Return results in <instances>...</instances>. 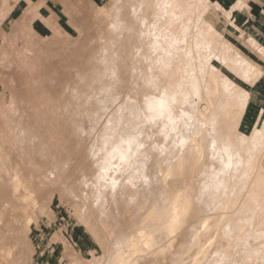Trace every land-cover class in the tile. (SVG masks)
Segmentation results:
<instances>
[{"label": "rangeland", "instance_id": "374dc122", "mask_svg": "<svg viewBox=\"0 0 264 264\" xmlns=\"http://www.w3.org/2000/svg\"><path fill=\"white\" fill-rule=\"evenodd\" d=\"M24 1L0 0V264H108L155 201L169 203L173 186L163 194L156 170L177 149L175 129L199 103L205 74L228 57L223 71L233 77L236 54L264 57L216 27L213 6L229 11L210 0H48L56 9L39 12ZM260 76L237 79L254 97L231 90L225 113L210 119L206 141L214 143L206 142L202 164L188 160L179 174L174 187L189 198L190 223L173 230V241L158 231L161 247L134 253L133 262L264 264V201L249 203L239 229L220 207L264 151V101L250 105ZM242 184L231 193L244 194ZM205 215L206 226L196 227Z\"/></svg>", "mask_w": 264, "mask_h": 264}, {"label": "bare ground", "instance_id": "6f19581e", "mask_svg": "<svg viewBox=\"0 0 264 264\" xmlns=\"http://www.w3.org/2000/svg\"><path fill=\"white\" fill-rule=\"evenodd\" d=\"M208 32L210 34L211 33V30L208 31ZM253 44L256 46L255 43H253ZM236 56H238V58L240 57V62H237L238 70L235 73H233L235 75L233 77H232V73L230 71H223V65H225V62H229L230 61V58H228V57L224 58L223 61H222L223 64L221 66H214V65H212V70H210L209 72H207L205 74V79H206L205 83H207L208 85L207 84L204 85V89L205 90H204V92H202L200 94V101H199V103H197L196 106H194L193 108H191V110H189L187 112V116H186L184 122L177 129H175L176 132L174 134V139L172 141H173V145L177 149H172V150H170L168 152V154L166 155L165 163H164L165 166L162 167V165L159 164L158 167H157V170H156L157 171V174L155 173L156 174L155 175L156 176V182L158 181L160 183L161 192L163 194L166 193L167 189L170 186H173L174 187V185L177 183L179 174L182 173L183 166H184L185 163L188 162V160H195V164L201 163L200 162V161H202L201 160V157L205 154V152H207V151H205L206 150V144H207L206 142H209L208 143L209 144L208 146H211L210 144L211 143L212 144L214 143L211 140H209V138H208L209 141H206L207 140V136L209 135V137H211V135H212V134L211 135L209 134L210 132L207 135V132L209 131L208 129L211 126L209 124L212 123V122L209 123L210 122V119L214 115H222L223 114L222 113V111H224V110H222L223 109V106H224V108L226 107L224 104H230L229 102H227V100H230L229 98H230V94H231L230 92H231V90H234V91H236L238 93L239 99H241L242 97L243 98H245V97H254L253 90L246 89L244 87V85H240L237 79L242 80L245 84H252L255 79L259 78V76L261 74H263V70H264L263 63L260 62L259 60H255V59H253L251 57H246V55H244V54L243 55L242 54H238V55L236 54ZM260 77H262V76H260ZM220 100H223V102H221ZM165 104H166V100H160L159 106L162 107V110H163V107L165 108ZM219 107H221L222 109H219ZM227 110H229V109H227ZM157 111H159V109H157ZM159 112H158V114L160 115ZM161 112L163 113L164 111H161ZM224 113H225V111H224ZM214 118H216V117H214ZM217 120H219V119H216V121ZM214 122H215V119H214ZM212 125H213V123H212ZM211 128H213V127H211ZM212 130L213 129H211V131ZM255 131H256V129H255ZM257 132H255V133H257ZM125 136H123V137H125ZM242 137L244 138L245 136L243 135ZM263 137L264 136H261V138H263ZM124 139H122V140H124ZM263 140L264 139H262L261 141H263ZM245 141H244V143H245ZM246 142L247 143H245V144H248L249 140H247ZM256 142L258 143V145L263 144L260 141H256ZM128 143H129V141H128ZM259 143H261V144H259ZM129 144H127V145H129ZM130 145L132 146V144H130ZM261 146L263 147L264 144L261 145ZM132 148H134V147H132ZM132 152H134V151H132ZM132 152H130V153H132ZM257 153H258V151H257ZM259 153H261V149H260ZM120 156H121V154H120ZM253 156H256V158L253 157L255 159L251 162V160L253 158H250V157H252V156H250L249 157L250 158L249 160L252 163L251 165H253L254 172H252L251 169H250L252 166H249L250 167L249 168L250 169V172H252V173H251L250 178H246V179H249L248 182L246 184L239 183L238 185H237V183H234L233 184V187L231 186L232 183L230 184L231 191H234L232 188H237V186L240 187V184H242V188H246L247 190H245L244 194H241V195L239 194L240 193L239 192L240 189H239V191H235L233 193H231V191H229V192L226 191L225 193H227V194L225 195V197L227 199L226 198L224 199V197H223L222 198L223 200L221 202L222 204L220 205L222 212H225V213L226 212H229V213L232 212L231 214H229V213H227V214L230 216V218L234 222L235 229L238 228V227H240V223H242V220L244 218H249L250 219V217H249L250 215L247 214L248 216H246V214L244 215V213L246 212L247 206L250 205L249 203L253 199L255 200L257 198V202L255 201L254 204L259 203L258 202V199L261 200V201L262 200L264 201V185H263V177H264V163H263V160H264V151L261 154H257V155L254 154ZM119 158L121 159L122 157H119ZM204 158H206V157L204 156L203 159ZM120 159H119V161L121 162ZM239 159H240L239 160L240 162H238V163H240L241 164L240 166H242L243 165L242 163H244V162H241L242 161L241 157ZM135 160H137V159H135ZM243 160H244V158H243ZM117 161H115V162H117ZM125 161H128V160L125 159L124 160V163H126ZM109 163H112V161L109 162ZM127 163L128 164L130 163L129 165H131V163H134L133 162V157H132V162H131V158H130V162H127ZM112 164H110L111 167L112 166H115L116 164L120 166V164H118V163H115L113 165ZM122 166H123V164H122ZM127 167L130 168V166H126L124 168L126 169ZM236 167H238L237 168V171H238L239 168H242V167H239V165L235 166L234 168L236 169ZM244 167L246 168L245 165H244ZM245 168L244 169L242 168L244 170V172H246L245 171ZM115 170L117 171L116 168H115ZM112 172H113V169H112ZM247 172H249V171H247ZM247 172H246L245 175L249 174ZM241 173L242 172H240V175L241 176L244 175V174H241ZM108 174H110V173L108 172ZM106 175H107V173H106ZM114 175H115V173H114ZM117 175L119 177L120 174L117 173ZM117 175H115L114 177H116ZM235 175H233V179H235ZM240 175H236V176L239 177ZM245 175H244V177H246ZM107 177L110 178V175H108ZM121 177H123V179H124V176L123 175H121ZM121 177H119V178H121ZM123 179L121 178L120 180H123ZM238 179H237V181L234 180V182H238ZM112 180L113 179H111V181ZM116 181H118V179H116L115 182ZM115 182H112L109 185L111 186V184H115ZM242 182H244V181H242ZM117 183H118V185H120V184L122 185L124 182L123 183H119V181H118ZM123 185H125V184H123ZM110 186L108 188H110ZM114 186H116V185H114ZM114 186L112 185V187H114ZM173 187L170 190L171 193H173V194L171 196V199H170L169 203L168 204H165V202H164L165 199L163 197H159L157 199V201H155V203L152 205V207L149 210V212L143 217V219H141V221L139 223V226L136 229V234L135 233H132V234H130L128 236V238L126 240L127 241V246H126L127 248H125L126 250H123V251L118 252V254L115 256V261L114 262H109L108 264H130L131 261L133 262L132 258L134 259V256H133L134 253L138 254L140 258L141 257H146L147 254L150 251H152V249L154 250V247L155 248H157V247L160 248L161 247V246L159 247L157 245V242H158V234H157V232L158 231L159 232H161V231L166 232V234H167V240L168 241H173L174 238H175V237H172L173 230L174 229L179 230V227L182 229L183 226H187L190 223V221H189V217H190L189 216V211H190V204H189L190 201H189V198H188L187 194H185V191H183V189H181L179 187L178 188H175V187L173 188ZM117 188H118V186H117ZM122 188H124L123 190H126L127 187L123 186V187H120V189L118 188L120 190V194H121V191L124 192L122 190ZM112 190L109 191V194H110V192H112ZM114 190H113V194H111L112 196H116L118 194V193H116V195H115L114 194ZM115 192H117V191L115 190ZM241 193H243V192H241ZM120 194H118V195H120ZM87 195L89 196V194H87ZM108 195H107V197H108ZM230 195H231V197H230ZM106 198L104 200H106ZM112 198L113 199H111V200L113 201L114 198L116 200L118 198V196H117V198L116 197H112ZM108 201L109 200H107V203H108ZM112 201H110V202H112ZM116 202H117V200H116ZM112 203H114V202H112ZM261 203H263V202H261ZM109 204H111V203H109ZM111 205H113V204H111ZM114 205L115 206H118L116 203ZM259 205H261V204H259ZM254 206L256 207V209H259V207H257L256 205H254ZM108 208H110V207H108ZM115 208H117V207H115ZM256 209H254V213H255V210ZM155 210L156 211H159L160 213L158 214V216L156 217V219L153 220L152 217H151V213L153 211H155ZM261 210H263V209H261ZM249 212H250V209H249ZM86 213H84V215ZM88 213H91V212L89 211ZM89 215H90V217H88ZM89 215L87 217L88 218H91V214H89ZM93 215H92V219L94 220L95 217L93 218ZM206 216L207 215H205V216H203L201 218V220L199 221V223L197 224L196 227H201L203 229V227L206 226V223H207L206 221L209 218V216H208V218ZM212 217H213V215H212ZM242 217H243V219H242ZM252 217H253V215H252ZM252 219H251V222L254 221V218H252ZM91 220H89V221H91ZM245 220L246 219H244V221ZM89 221H88V223H89ZM96 221H97V218H96ZM101 221H103V220L101 219ZM107 222H108V220H107ZM109 222H111V221H109ZM251 222H250V224H251ZM254 222H257L258 223V220L257 221H254ZM254 222H253V224L255 225ZM86 223H87V221H86ZM91 223H94V225L96 224V222H91ZM108 223H107V225L105 224L106 227L108 226ZM231 224H232V222H231ZM260 224H262V223L260 222ZM89 225H90V223H89ZM94 225L91 224V227H93ZM254 225H252V226H254ZM86 226H88V225H86ZM95 226H97V225H95ZM177 226H179V227L176 228ZM259 226H261V225H259ZM256 228H258V227H256ZM262 228H263V226H262ZM196 230H198V229H196ZM199 231L200 230L195 231V232L198 233ZM90 232H92V231H90ZM175 233H176V231H175ZM195 235H198V234H195ZM260 235H262V234H260ZM197 239H198V237H197ZM197 241H200V240H197ZM260 250H262V249H260ZM156 251H158V250H156ZM202 252H203V247H202ZM125 253H126V255H124ZM231 255H233V254H231ZM203 256H204V254H203ZM196 261L195 262L193 261V262L196 263ZM136 262H137V260L134 261L132 264H137ZM207 264H208V261H207Z\"/></svg>", "mask_w": 264, "mask_h": 264}, {"label": "crops", "instance_id": "0c3cea01", "mask_svg": "<svg viewBox=\"0 0 264 264\" xmlns=\"http://www.w3.org/2000/svg\"><path fill=\"white\" fill-rule=\"evenodd\" d=\"M213 5L218 4L223 9L229 11V15L223 13L220 8L213 6V11L216 12L219 19H215L216 27H220L223 34L236 36L238 38L247 39V43L252 48H256L257 52L264 57V0H210ZM25 8L29 7L27 0ZM31 4L37 6V11L41 10H55L54 4L46 0L44 4H37L30 0ZM53 6V7H51ZM255 43L256 46L251 44ZM260 62L262 60L257 59ZM263 68H264V61ZM256 100L250 102L252 108L257 106L258 101H264V76L259 81V87L256 88ZM264 104V102H262ZM2 214V213H1ZM1 216V215H0ZM4 231L0 230V233ZM2 242H0V249H3ZM1 252V251H0ZM1 257V256H0Z\"/></svg>", "mask_w": 264, "mask_h": 264}]
</instances>
